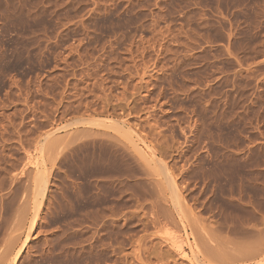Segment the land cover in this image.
I'll return each instance as SVG.
<instances>
[{"label": "rangeland", "instance_id": "rangeland-1", "mask_svg": "<svg viewBox=\"0 0 264 264\" xmlns=\"http://www.w3.org/2000/svg\"><path fill=\"white\" fill-rule=\"evenodd\" d=\"M0 264H264V0H0Z\"/></svg>", "mask_w": 264, "mask_h": 264}, {"label": "bare ground", "instance_id": "bare-ground-1", "mask_svg": "<svg viewBox=\"0 0 264 264\" xmlns=\"http://www.w3.org/2000/svg\"><path fill=\"white\" fill-rule=\"evenodd\" d=\"M36 211H38V210H36ZM35 215L37 216L36 213H35ZM33 218H34V217H33ZM35 219H36V218H35ZM35 219H34V220H35ZM34 220H33V221H34ZM33 223H34V224L32 225V227L35 226V222H33ZM181 247H182V246H181ZM182 248H183V247H182ZM182 248H180V249H182ZM189 248L191 249V246H190ZM20 250H21V249H20ZM191 251H192V250H191ZM19 253H20V252H19ZM185 254H186V253H185ZM192 255H193V253H192ZM195 256H196V255H195ZM16 257H17V256H16ZM195 258H196V257H195ZM15 260H16V259H15Z\"/></svg>", "mask_w": 264, "mask_h": 264}]
</instances>
